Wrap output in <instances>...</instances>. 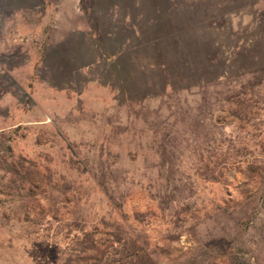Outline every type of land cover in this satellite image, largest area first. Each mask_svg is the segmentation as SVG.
Listing matches in <instances>:
<instances>
[{"label":"rangeland","instance_id":"rangeland-1","mask_svg":"<svg viewBox=\"0 0 264 264\" xmlns=\"http://www.w3.org/2000/svg\"><path fill=\"white\" fill-rule=\"evenodd\" d=\"M243 85L240 123L227 97ZM0 142V264L78 254L70 223L106 237L99 179L132 258L264 264V0H0Z\"/></svg>","mask_w":264,"mask_h":264},{"label":"trees","instance_id":"trees-1","mask_svg":"<svg viewBox=\"0 0 264 264\" xmlns=\"http://www.w3.org/2000/svg\"><path fill=\"white\" fill-rule=\"evenodd\" d=\"M249 93L250 91L248 85H243L239 90L233 92L227 97V112L240 123H243L248 120L251 115L255 114L253 95H250ZM204 100L206 101L205 98ZM2 144L3 143L0 142V146H2ZM9 150L12 151L11 148H9ZM222 156H225V154H222ZM9 170L12 172L13 176H19L17 170L12 165H9ZM223 174L224 170L219 168L218 164L216 168L208 170L207 179L212 183H220L224 178ZM26 182L27 181H22L20 185H15L17 181H12L15 189H18L19 191L24 190L27 192L28 197L32 199L34 198V195L30 190L31 187L28 188L25 186ZM98 182L111 201L115 204L118 212L117 213L116 210L114 211L115 220L113 228L106 233L107 235L103 239H96L93 238L92 233L89 232H85L83 236L76 234L71 223L67 224L66 226L68 230L67 235L65 234V238L68 241V246L78 249L79 253L67 254L66 251L61 250V253L57 257V264H147L146 261L139 258H132L129 255V251L134 249L138 240L136 239L134 232L131 231L130 227L127 226L126 221L124 220L126 212L123 204L115 197L114 193L111 191L112 189L109 183L105 179H99ZM35 202L36 201L34 200H32V202L28 201L23 205V207L34 209L33 204H35ZM218 209H221L225 213L228 212L227 207H218ZM39 210L41 213L40 222H43L44 219L55 217L54 215L57 209L54 206H49L46 209L41 204V206H39ZM134 218L139 222H143L142 220L146 221L144 219V214L141 213H135ZM177 224L178 221L176 222V226H178ZM136 235H138L140 239H143V244L146 248L149 247L147 241H145L140 234ZM179 236L180 233L172 234V238L174 239H178ZM151 255H154L158 261L152 263L151 260H148V263L159 264L160 260L158 258L160 255L157 254V251L152 250L150 256Z\"/></svg>","mask_w":264,"mask_h":264}]
</instances>
